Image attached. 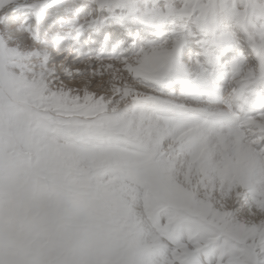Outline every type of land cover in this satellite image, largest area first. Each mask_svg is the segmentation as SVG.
<instances>
[{
  "label": "snow or ice",
  "instance_id": "snow-or-ice-1",
  "mask_svg": "<svg viewBox=\"0 0 264 264\" xmlns=\"http://www.w3.org/2000/svg\"><path fill=\"white\" fill-rule=\"evenodd\" d=\"M0 264H264V0H0Z\"/></svg>",
  "mask_w": 264,
  "mask_h": 264
}]
</instances>
